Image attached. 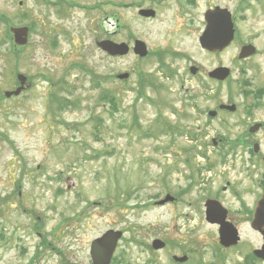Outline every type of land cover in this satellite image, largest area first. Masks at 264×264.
<instances>
[{"label": "rangeland", "instance_id": "obj_1", "mask_svg": "<svg viewBox=\"0 0 264 264\" xmlns=\"http://www.w3.org/2000/svg\"><path fill=\"white\" fill-rule=\"evenodd\" d=\"M47 1L0 0L7 20H0V264H91V238L105 224L122 223L138 231L136 262L150 264L153 238L172 235L170 209L154 206V195L183 183L171 170L185 158L206 166L218 158L206 142L218 136L231 142L242 133L195 131L201 123L193 104L214 103L197 98L188 105L175 80L155 81L154 90V23L139 17L135 4L149 7L150 0H65L73 7ZM10 26L29 29L16 54L6 37ZM108 27L115 43L142 41L147 56L102 54L94 38L101 40ZM237 61L233 52L207 55L205 71L222 66L230 78L221 86L207 78L206 85L217 89V103L243 108ZM17 74L30 86L5 98L18 87ZM120 74L128 78L118 80ZM52 95L72 105L62 109ZM215 173V166L202 172L213 187ZM168 256L159 252L156 264H170Z\"/></svg>", "mask_w": 264, "mask_h": 264}, {"label": "flooded vegetation", "instance_id": "obj_2", "mask_svg": "<svg viewBox=\"0 0 264 264\" xmlns=\"http://www.w3.org/2000/svg\"><path fill=\"white\" fill-rule=\"evenodd\" d=\"M150 1L149 7L135 4L137 15L154 23V77H157L154 78V90L158 86L155 81L175 80L179 83V95L188 105L197 98L205 101L209 98L215 105L213 108L204 106L198 109L192 103L195 118L201 123L195 131L242 133L231 142L219 136L206 142L215 149L218 157L206 166L194 167L192 160L185 158L182 168L171 170L174 173L172 178L182 179L183 183L161 197L154 195V206L170 209L172 235L168 239L165 236L153 238L150 264H156L157 254L164 250L169 253L170 264H264V151L260 135L264 134V0ZM63 4L74 6L65 0H58L53 5L64 7ZM212 25L217 32L222 31L224 25L230 26L232 34L224 40L216 39L210 48H204L201 42ZM103 31L101 41L115 43L111 40L109 27ZM137 40L131 37L126 42L115 44L126 45V56L130 52L133 55ZM222 45L223 48L220 47ZM243 51L252 54L239 59ZM223 52L237 53L240 66L234 83L237 95L246 101L243 108L234 103H217L220 99L217 89L212 90L206 85L207 78L216 86L229 82L230 70L225 82L210 77L222 66L208 73L204 69L207 55ZM102 54L111 58L105 52ZM259 55L263 60L254 61ZM197 56L202 63L196 59ZM191 83L198 85L190 86ZM192 137L196 139L197 136ZM214 166L213 187L211 175L206 176L202 172L210 173ZM182 170L186 175L181 174ZM176 172L178 174L175 175ZM105 225L89 241L91 264H94L91 253L95 255L99 251L97 247L92 248V243L109 231L115 233V245L108 264H138L137 250L132 255L140 245L136 228L127 223ZM36 235L41 237L38 233ZM111 244L112 241L108 240L105 253ZM46 247H49L48 243Z\"/></svg>", "mask_w": 264, "mask_h": 264}, {"label": "water", "instance_id": "obj_3", "mask_svg": "<svg viewBox=\"0 0 264 264\" xmlns=\"http://www.w3.org/2000/svg\"><path fill=\"white\" fill-rule=\"evenodd\" d=\"M148 13V12H147ZM148 15V14H146ZM14 47H24L27 44V37H28V28L27 27H13L10 26L8 29ZM232 34V30L230 26H223L222 31L217 32L215 26H211L207 30V35L203 37V41L201 42L202 47L204 48H210V44H215L217 41L216 39L222 38L227 39ZM96 46L102 50L103 52L109 54L110 56H125L128 53V47L124 44H115L108 41H96ZM221 48L224 47V45L220 46ZM133 54L144 58L147 55V48L145 44L142 41H135L134 47H133ZM252 52L250 51H243L239 55V59H243L249 55H251ZM229 76V70L227 68H218L214 72L210 74V77L215 78L217 80L223 81ZM119 80H125L128 78V74H122L117 76ZM16 81L18 82V87L11 92H4L5 98H10L12 96H18L23 90H25L29 84H27V79L21 74L16 75ZM228 109H233V107H226ZM214 142V141H213ZM115 233L113 231H109L105 233L100 239L95 240L92 243V248L97 247L99 249L98 253L95 255L92 254V261L94 264H108L109 257L111 255L112 249L115 245ZM111 240L112 244L110 246V250L105 253V246L107 244V241ZM105 247V248H104ZM154 247V242H153ZM103 257H106V259H103Z\"/></svg>", "mask_w": 264, "mask_h": 264}, {"label": "trees", "instance_id": "obj_4", "mask_svg": "<svg viewBox=\"0 0 264 264\" xmlns=\"http://www.w3.org/2000/svg\"><path fill=\"white\" fill-rule=\"evenodd\" d=\"M0 20L1 21H4V22H6L7 23V20H6V18L4 17V16H0ZM7 35L9 36L10 34H9V32L7 31V34H6V37H7ZM10 37V36H9ZM8 38V37H7ZM10 39H11V37H10ZM12 51H13V54H16L15 52H17V51H14L13 49H12ZM142 76H140V78H141ZM141 92V91H140ZM140 92L138 93V94H140ZM53 100H58V98H57V96L56 95H52L51 97H50V101H53ZM101 100H102V97H101ZM59 104L61 103V108L62 109H64L65 107H67V103H70V101H68L67 100V98H61V102L58 100L57 101ZM109 102H110V104H111V109H112V111H116V107H115V105H114V101L113 100H109ZM116 104V103H115ZM69 105H72L71 103L69 104ZM64 106V107H63Z\"/></svg>", "mask_w": 264, "mask_h": 264}]
</instances>
